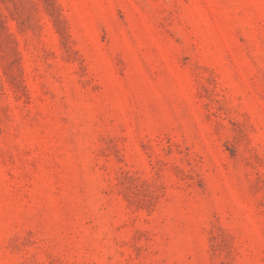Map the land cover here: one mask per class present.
<instances>
[{
	"label": "rangeland",
	"instance_id": "1",
	"mask_svg": "<svg viewBox=\"0 0 264 264\" xmlns=\"http://www.w3.org/2000/svg\"><path fill=\"white\" fill-rule=\"evenodd\" d=\"M0 264H264V0H0Z\"/></svg>",
	"mask_w": 264,
	"mask_h": 264
}]
</instances>
